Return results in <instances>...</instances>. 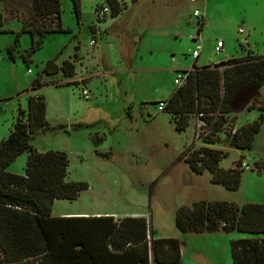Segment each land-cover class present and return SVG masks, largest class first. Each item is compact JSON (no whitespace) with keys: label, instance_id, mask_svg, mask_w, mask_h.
I'll return each instance as SVG.
<instances>
[{"label":"rangeland","instance_id":"rangeland-1","mask_svg":"<svg viewBox=\"0 0 264 264\" xmlns=\"http://www.w3.org/2000/svg\"><path fill=\"white\" fill-rule=\"evenodd\" d=\"M118 1L124 9L121 15L112 18L116 19L113 23V32L121 35L123 31L133 36L134 42L136 39L139 42L140 38H145L140 42L139 48L134 49V53L131 52V48L126 49L127 54L130 52L132 54L130 61L126 63L142 70L145 67L172 68L177 61L183 62L184 65L191 61L186 46L194 45V42L186 36L189 31L195 34L196 30L203 26L202 16L199 18L193 16V9L197 7L202 11L204 0ZM215 1L216 8L225 2L227 10L217 9L211 23L203 27L200 62L209 60L208 64H214L231 54L233 57H241L248 53L264 55V15L262 23L252 29L253 36L250 41H246L247 34L238 30L239 19L234 1ZM104 2L105 0H79L78 17L73 0H61V25L68 30L47 32L40 48L30 55L27 63L22 59V54L31 45L32 40L29 32L22 31V26L25 21L32 20L30 0H0V11L3 14V23L0 26V133L4 132L5 137L19 114V109L26 110L27 92L35 78L43 75L46 81L53 80L51 77L54 75L43 74L48 60L55 59L60 63L62 58L73 54L74 46L80 42L79 54L83 57L80 61L88 67L87 73H93L98 69V49L92 46L90 41L93 35L89 26L95 16L98 21L109 17V7L104 18L100 19L96 15L95 10L107 6ZM119 35L113 38L108 36L109 39L106 41L110 40L109 44L113 47L105 43L102 48H105L108 58L118 53L115 49L120 47L119 41L122 38ZM219 36L224 38L226 46L221 53L216 54L214 46ZM16 38L18 41L11 55L9 48L15 44ZM183 45H186V48ZM123 54V51H120L122 55L120 57H123ZM186 54L189 56L186 57ZM81 66L82 64L77 62V72L82 70ZM152 74L153 76H147ZM128 75L130 81L127 84H120L124 90L128 86L124 93L126 97L121 102L124 104L132 95H135L136 100L144 96L151 85L154 88L161 87V90L155 91L153 98L169 97L176 87L174 83L176 73L172 69L140 71L136 81L131 79L135 75L133 72ZM83 78L79 77L73 81L82 84L85 82ZM67 85L76 88L74 84ZM50 91L52 87L49 88ZM68 91L66 94L63 93L61 109L63 107L66 109V101L75 103V100L70 99L72 91ZM261 91L264 93V84ZM55 93L53 92L52 101L48 93L50 109H58L60 106L58 99L62 98H58ZM92 93L90 102L100 96L98 94H101V88L92 89ZM99 102L101 103L100 100ZM98 105L99 111L92 112L90 117L86 112L84 115H71L72 120L78 116L74 121L68 119L63 123H50L52 126L64 124L68 132L47 131L34 138L43 146L64 151L69 157L68 179L85 181L88 184V188L75 199H54L52 214L69 216L101 212L120 216L142 215L152 226L155 236L175 234L186 241L182 247L183 258L180 264H232L230 241L250 237L251 234L237 231L182 233L175 225L174 215L180 206L192 207L201 200L228 201L235 205H242L245 202L264 204V119L251 149L229 147L222 136L211 145L228 152L219 163L221 168L240 170L239 188L228 190L211 182L208 171L202 174L191 172L180 157L186 149L203 145L200 141L196 142L193 137L197 123L194 118L190 120L185 131H177L173 128L170 114L166 110H158V103L152 101L145 104L143 117L135 121L134 117H131L134 112L131 115L124 113L125 120H122V117L118 122L111 123L115 125L111 126L114 128L111 132V127L107 126L105 120H98V116L104 114L103 107ZM77 107L71 105V113L77 110ZM147 109L149 111H146ZM138 112L137 108L135 114ZM259 114L258 109H251L230 115L227 119H231L234 124L236 122L247 124L258 119ZM98 129L105 131L106 136L95 142L97 138L94 140L93 136ZM143 135L148 137L147 140L143 139ZM109 148H113L114 151L108 153ZM26 154L27 152L19 154L7 169L10 172L14 170L13 173H23L27 161L26 159L23 161V157ZM244 164H249L250 168H244ZM151 264L166 263L152 260Z\"/></svg>","mask_w":264,"mask_h":264},{"label":"trees","instance_id":"trees-1","mask_svg":"<svg viewBox=\"0 0 264 264\" xmlns=\"http://www.w3.org/2000/svg\"><path fill=\"white\" fill-rule=\"evenodd\" d=\"M73 3L79 17V0ZM104 3L111 16H117L124 9L118 0ZM30 13L32 20L22 26V31L29 32L32 40L22 54L27 63L30 55L40 48L47 32L68 30L61 25V0H30ZM2 23L0 11V26ZM17 41L18 38L9 48L11 55ZM59 70L73 76L74 65L64 60L59 66L55 59H50L43 73ZM181 72L185 74L184 80L174 88L164 110L170 114L177 131H184L190 120L202 112L207 130L200 140L202 146L188 148L183 153L184 162L197 174L208 171L214 184L237 190L240 170L221 168L219 163L228 152L211 145L222 136L229 147L252 148L264 119L261 91L264 55L248 53L214 66H193ZM40 78V75L35 78L31 88L42 85ZM251 109H258L260 114L250 123L237 127L227 119ZM45 113L44 95H28L27 109H19L10 132L0 141V264H151V256L157 263H180V241L155 238L152 226L142 215L114 219L112 215L103 214H52L54 199H75L88 184L67 179L69 157L64 151L33 148L32 141L39 133L69 131L64 124H49ZM95 138L98 136L94 134ZM24 151H29L24 172H10L7 166ZM174 222L182 233L237 231L251 234L230 241L232 264H264L262 203L235 205L228 201L201 200L192 207L180 206Z\"/></svg>","mask_w":264,"mask_h":264},{"label":"crops","instance_id":"crops-1","mask_svg":"<svg viewBox=\"0 0 264 264\" xmlns=\"http://www.w3.org/2000/svg\"><path fill=\"white\" fill-rule=\"evenodd\" d=\"M204 1H205V3H203V9L201 11V13H202L201 19H202V21H204L203 26L200 29L196 30L197 34L196 33L193 34L192 32L189 31L188 35L186 36L187 38L190 39L191 42H194V45L188 44V43H187L188 45L186 44L187 46L183 45L184 48L187 47V53L189 55H190L191 49H194L196 46H199V55L195 59L191 58V61L187 65L186 64L184 65L183 62L177 61L174 64V67H172V68H169V67L160 68L161 70L172 69L173 72H175L177 75L178 73H181V71L183 69L192 68L193 66H198V67H202V66H206V65L214 66V64H216V63L208 64V63H210L209 60L200 62V55H201V51H202V47H203L201 35L203 32V27L208 26V24L211 23V20H213L214 16H216L215 12L217 11V9L227 10V6H226V3L224 2V3L219 4L218 7L216 8V1L215 0H210V2H209V0H204ZM220 1H223V0H220ZM233 1L235 3V7L237 8L236 9V12H237L236 15L238 16V19H239L238 30H239V28H242L243 29L242 33H246L247 38H248V39L245 38V40L250 41V38H252V36H253L252 35V29L256 26H259V23L261 24L263 21L262 19H263V15H264V0H233ZM118 15H121V13H119ZM253 16L255 18H257V21H255V18H253ZM113 17L116 18V16L109 15V17H107L106 19H103L102 21H98L96 16H95V19L93 18L91 25L89 24L90 25L89 30H90L91 34L93 35L91 40H95V44H92V46H96V48L98 49V54H99V65H98V69L95 72L88 74L87 73L89 71L88 67L83 65V61H80L83 57L80 56V54H79L80 49H81V44H80V42H78V44H76L74 46L75 48L72 52L73 54L68 55L65 58H62L60 63L55 60V63L59 66L62 64V62L64 60L71 61L74 65L73 76H66L61 70H59L58 72L51 74L54 76L51 77L53 80H51L49 82L43 78V75H41L40 79L42 81V85L38 88H31L30 90H28L27 100H28V95H30V94L39 93V94L44 95L45 101H46L45 116H46V119H47L49 124L51 122L63 123L64 121H66L68 119L71 121H74L78 118V116L72 120L73 116H75L76 114L84 115L86 112L89 115L88 117H90L92 112H98L99 111L98 110L99 108H97V107L99 106L98 104H100V107H103L104 114H100L98 116V118H99L98 120L99 121L105 120L107 122V126L110 128L111 126H113L112 124L114 122H118L122 117H123L122 120H125L124 117H125L126 113H130V115H131L134 112V115L131 117H134V120L137 121L138 118L143 117L144 107L146 108L145 104L150 103L152 101H155V103H158L159 101H166L168 99V96L153 98L155 91L161 90V87L157 86L156 88H154L151 85L149 87V91H147L144 94V96L138 97V99L136 100L135 95H132V96H130V100H128V102H126V104L121 103L126 97L124 95V93H125L126 89L128 88V86H126V89L124 90V89H122V86L120 84H127L128 81H130L128 73L133 72L135 75L131 79L136 81L137 76H138L140 71H142V72H154V70H160V69H158V68L147 69L145 67V68H142V70H141V69L134 68L133 66H131L130 63H126L127 61L129 62L131 57H132L131 52L134 53V49L135 48L138 49L139 46L141 45L140 42L143 41L145 38H140L139 42H138V39H136V41L134 42L133 36L128 35V34L124 33L123 31H122L121 35L113 32V29H114L113 23H115V21H116L115 18L112 19ZM260 17H261V19H260ZM217 20H218V18H217ZM118 35L121 36V38H122L121 41H119L120 47H116V49H115V51L118 53H116L114 55V57L111 58V56H110L108 58L107 53L105 51V48L104 49H102V48H103L105 43H108V46H112L109 44L111 42L110 40H108V42L106 41L107 39H109L108 36L113 38V36H118ZM75 37H76V35H75ZM219 39L223 40L224 48H225L226 42H225L224 38L222 36H219L216 39V42ZM157 42L159 43V40H157ZM142 44H144V43H142ZM249 46H250V44H249ZM128 48H131V52L127 54L126 49H128ZM120 51H123V53H124L123 57H120V56H122V55H120ZM171 53H173V52H171ZM188 54H186V57L189 56ZM216 54H219V53H216ZM72 55H73V57H72ZM231 57H233L232 54L225 57L224 59L218 60V62L226 60V59L231 58ZM125 59H126V61H125ZM77 62L82 64V66H81L82 70H80L79 72L76 71ZM59 73H61L62 75ZM176 75H175V77H176ZM147 76H153V74L147 75ZM79 77H84L83 79L85 80V82L84 83L82 82V84L81 83L79 84V82L73 81L74 79L79 78ZM67 84H74L76 88H71V86H69ZM50 87H52V91L49 92ZM82 87L88 88V90L90 92V97L88 99H85L87 101H84L83 97L81 96V88ZM94 88H96V89L101 88V94H98V95H100L99 97H95L96 100H92L90 102L91 95L93 94L92 89H94ZM68 90L72 91V93L70 95V99L75 100V103H72L73 101L72 102L66 101V109H65V107H63V109H61L60 104H61L63 97H64L63 93H65V94L68 93L69 92ZM53 92H56L55 95L58 98L59 97L62 98L61 100L58 99V104L60 105L58 107V109H50V104H49L50 102L48 99V95L49 94L51 95V101H52ZM263 95H264V93H263ZM99 100L101 101V103L99 102ZM109 101H110V103H109ZM138 104H140V105H138ZM71 105H73L75 107H77L78 105L79 106L76 108L77 110H75L71 113V110H70ZM62 106H65V105H62ZM27 107H28V105H27ZM137 108H138L140 114H139V112L137 114H135V112L137 111ZM146 111H149V109H147ZM71 115H73V116L71 117ZM170 118H171V116H170ZM194 121L196 122V119H194ZM235 121H236V119H235ZM171 122H172V120H171ZM243 124H237V122H236L237 127H240ZM90 125H92V124H90ZM172 125L174 128L173 122H172ZM195 125H196V123H195ZM11 127H12V125H11ZM11 127H10V129H11ZM113 127H111V129H110L111 132L114 131ZM10 129H9V132H10ZM99 132H101V134ZM44 133H46V132H44ZM42 134L43 133H39L37 135H42ZM95 135L98 136V139L95 142H99L101 139H104V137L106 136V132L105 131L103 132L102 130L98 129V130H96ZM143 136H144L143 139L147 140L148 137L145 135H143ZM4 137H5L4 132H1L0 133V140L3 139ZM32 145H33V148H35L37 151H45L48 149H52V148H48L47 146L41 145L38 141H36L34 139L32 141ZM113 151H114L113 148H109L108 153H110V152L112 153ZM24 152H27V154L25 155V157H23V161L25 159L27 160L28 155H29V151H24ZM184 152H182L181 156H180L183 161H184V158L182 157V155ZM25 165H26V163H25ZM68 167H69V165H68ZM24 169H25V166H24ZM11 171L14 172V170H11ZM191 172H193V171H191ZM193 173H195V172H193ZM195 174H197V173H195ZM68 175H69V172H68V168H67V179H68ZM101 214L112 215L114 217V219H118V218L122 217L120 215H116L113 213H101V212L91 213V214H80V215H85V216L97 215V216H99ZM130 215H132V214H130ZM63 216H68V215H63ZM218 232H220V231H218ZM154 237L155 238H166V239L175 238L178 241H180V248H179V250H180V263L182 262V258H183L182 247L186 243L185 240H181L180 236H177L175 234L174 235H166V236H155L154 235ZM181 241L183 242V244H181L182 243ZM170 251L173 252L174 250H170ZM170 256H172V255H170ZM151 259L153 260L152 256H151ZM151 259H150V263L152 261ZM180 263H177V264H180ZM166 264H175V263H166ZM199 264H201V263H199Z\"/></svg>","mask_w":264,"mask_h":264},{"label":"built area","instance_id":"built-area-1","mask_svg":"<svg viewBox=\"0 0 264 264\" xmlns=\"http://www.w3.org/2000/svg\"><path fill=\"white\" fill-rule=\"evenodd\" d=\"M106 11H108V6H105V7L101 8L100 10H96L95 12H96L97 17L102 19V18H104ZM193 16L198 17V18L201 17L202 16L201 10L199 8H195L193 10ZM239 31L243 32V29L239 28ZM91 43L94 44L95 40H91ZM214 49H215L216 53L222 52L224 49L223 40H221V39L217 40ZM198 55H199V46H196L194 49L190 50V56L192 59H195ZM184 77H185V74L183 72L178 73L176 75V77L174 79V83L176 84V86L181 85V83L184 80ZM81 96L83 97V99H88L90 97V92H89L88 88H86V87L81 88ZM165 107H166V101H159L158 102V110H164ZM202 117H203V113L199 112L197 114V117L195 118L197 123L195 125L196 129L194 130V136L193 137H194L196 142L200 141L202 136L207 131L206 130V123L202 119ZM235 130H236V128L233 127L232 131L234 132ZM244 168L249 169L250 168L249 164H244Z\"/></svg>","mask_w":264,"mask_h":264},{"label":"water","instance_id":"water-1","mask_svg":"<svg viewBox=\"0 0 264 264\" xmlns=\"http://www.w3.org/2000/svg\"><path fill=\"white\" fill-rule=\"evenodd\" d=\"M264 96V95H263Z\"/></svg>","mask_w":264,"mask_h":264}]
</instances>
